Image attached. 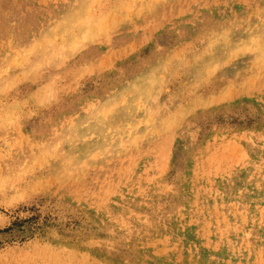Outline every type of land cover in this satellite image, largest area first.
<instances>
[{
    "label": "rangeland",
    "instance_id": "1",
    "mask_svg": "<svg viewBox=\"0 0 264 264\" xmlns=\"http://www.w3.org/2000/svg\"><path fill=\"white\" fill-rule=\"evenodd\" d=\"M0 264H264V0H0Z\"/></svg>",
    "mask_w": 264,
    "mask_h": 264
},
{
    "label": "bare ground",
    "instance_id": "2",
    "mask_svg": "<svg viewBox=\"0 0 264 264\" xmlns=\"http://www.w3.org/2000/svg\"><path fill=\"white\" fill-rule=\"evenodd\" d=\"M103 40V39H102ZM177 127V126H176ZM125 154V153H124Z\"/></svg>",
    "mask_w": 264,
    "mask_h": 264
}]
</instances>
